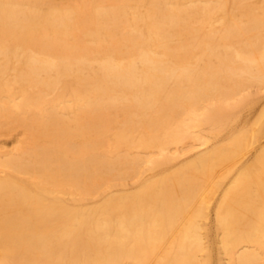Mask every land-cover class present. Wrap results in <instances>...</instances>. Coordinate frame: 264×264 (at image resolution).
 I'll list each match as a JSON object with an SVG mask.
<instances>
[{"label": "bare ground", "instance_id": "6f19581e", "mask_svg": "<svg viewBox=\"0 0 264 264\" xmlns=\"http://www.w3.org/2000/svg\"><path fill=\"white\" fill-rule=\"evenodd\" d=\"M0 264H264V0H0Z\"/></svg>", "mask_w": 264, "mask_h": 264}, {"label": "rangeland", "instance_id": "374dc122", "mask_svg": "<svg viewBox=\"0 0 264 264\" xmlns=\"http://www.w3.org/2000/svg\"><path fill=\"white\" fill-rule=\"evenodd\" d=\"M254 114H255V112L250 113V114H249V113H246L244 118H245V119H250V120H251V119H253Z\"/></svg>", "mask_w": 264, "mask_h": 264}]
</instances>
